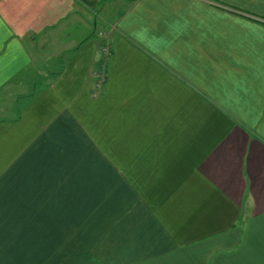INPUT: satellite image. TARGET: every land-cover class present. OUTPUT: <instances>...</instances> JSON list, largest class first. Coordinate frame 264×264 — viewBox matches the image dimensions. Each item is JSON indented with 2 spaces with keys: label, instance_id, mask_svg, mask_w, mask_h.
<instances>
[{
  "label": "crops",
  "instance_id": "1",
  "mask_svg": "<svg viewBox=\"0 0 264 264\" xmlns=\"http://www.w3.org/2000/svg\"><path fill=\"white\" fill-rule=\"evenodd\" d=\"M0 264H264V0H0Z\"/></svg>",
  "mask_w": 264,
  "mask_h": 264
},
{
  "label": "trees",
  "instance_id": "2",
  "mask_svg": "<svg viewBox=\"0 0 264 264\" xmlns=\"http://www.w3.org/2000/svg\"><path fill=\"white\" fill-rule=\"evenodd\" d=\"M102 44H104V45H106V43L105 42H103ZM105 47V46H104ZM107 56V55H106Z\"/></svg>",
  "mask_w": 264,
  "mask_h": 264
},
{
  "label": "rangeland",
  "instance_id": "3",
  "mask_svg": "<svg viewBox=\"0 0 264 264\" xmlns=\"http://www.w3.org/2000/svg\"><path fill=\"white\" fill-rule=\"evenodd\" d=\"M107 20H110L109 18H106Z\"/></svg>",
  "mask_w": 264,
  "mask_h": 264
},
{
  "label": "built area",
  "instance_id": "4",
  "mask_svg": "<svg viewBox=\"0 0 264 264\" xmlns=\"http://www.w3.org/2000/svg\"><path fill=\"white\" fill-rule=\"evenodd\" d=\"M106 51V50H105Z\"/></svg>",
  "mask_w": 264,
  "mask_h": 264
}]
</instances>
